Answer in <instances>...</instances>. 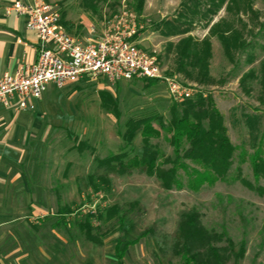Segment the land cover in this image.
Listing matches in <instances>:
<instances>
[{
  "label": "rangeland",
  "instance_id": "rangeland-1",
  "mask_svg": "<svg viewBox=\"0 0 264 264\" xmlns=\"http://www.w3.org/2000/svg\"><path fill=\"white\" fill-rule=\"evenodd\" d=\"M183 1L145 0L144 10L138 14L135 0H127L126 3L122 0H108L99 6L97 14L84 13V16L100 32L124 4L133 10L139 22L138 38L146 40L139 45L140 49L157 59L168 78L190 87L194 94L211 95L225 118L232 144L243 147L250 157L259 146L264 148V106L259 102L264 66V0H253L254 13L247 12L244 8L239 14L228 13L223 9L209 28H205L201 20H196L194 26L184 27L189 33L164 36L165 23L175 20ZM81 2L82 0H71L68 7L65 4L59 5L62 22L68 8L69 12L79 17L76 12L81 8ZM76 21L80 22V19ZM219 23L226 29L237 31L244 42L251 45L247 53L236 55L234 63L224 56L218 39L209 36L210 29ZM74 32L70 33L75 34ZM189 38L199 42L211 39V78L206 84L196 82L194 74L187 77L176 71V49ZM249 53L254 59L253 64H248ZM251 70L256 72L257 79L249 81L247 87L242 88L241 82ZM147 84L150 83L143 80L121 81L117 84L100 80L64 90L54 84L47 87L42 105L37 109V118L51 126V134L55 137L51 144L58 146L57 150L53 149L51 152L52 180L56 177L61 179L66 171L67 180L72 178L73 181L68 185L66 193L71 199H76V202L71 208L72 213L64 218L65 221L60 222L58 230L55 229L61 240L53 234L47 236L53 222L42 227L38 224L41 236H44H38L35 240L37 246L55 247L60 257L58 264H119L116 257L119 240L126 242L137 239V244L128 248L121 264H182L181 258L174 257L171 253L168 258L164 257L156 238L151 235L140 236L155 228L157 235L173 237L178 229L180 214L195 210L200 214L201 225L206 230L218 236L226 233L235 244L236 251L241 246L245 247L246 253L240 264H264V194L261 192V189L264 190V180L256 182L249 160L243 166V178L252 188L235 180L238 166L236 160L226 181L215 186L206 185L197 192L188 188L166 192L155 178L147 177L139 171L131 176L111 175L109 192L96 193L91 189L88 178L96 175L97 158L105 159L120 153H126L130 157L143 155L141 137L128 148L121 138L129 120L154 115H162L169 120L171 100L167 86L161 82L151 83L152 87H147ZM103 95L117 100L119 116L118 113L114 114L103 108ZM80 142L87 144L82 152L77 148ZM153 143L164 156L173 157V149L165 133ZM58 156L60 160L55 159ZM134 203L139 206L131 207ZM115 206L119 207L120 216L125 219L123 226L118 218L112 221L105 218V213ZM57 211V207H53L52 213L55 216ZM88 213L104 215L101 221L96 218L92 220L94 228L101 229L102 234L115 231L114 235L104 240L103 246L87 242L78 229L77 223ZM216 246L226 247L227 243L218 242ZM228 264L234 263L231 261Z\"/></svg>",
  "mask_w": 264,
  "mask_h": 264
},
{
  "label": "trees",
  "instance_id": "trees-1",
  "mask_svg": "<svg viewBox=\"0 0 264 264\" xmlns=\"http://www.w3.org/2000/svg\"><path fill=\"white\" fill-rule=\"evenodd\" d=\"M68 0H65L67 2ZM108 0H82L85 10L97 14L99 6ZM253 0H184L175 20L165 23L164 36L172 37L189 33L184 27L195 24L201 20L205 28H209L213 19L223 10L226 12L241 13L244 8L247 12L254 13ZM63 4V3H62ZM145 0H135V10L141 14L144 10ZM65 19V15H64ZM63 23V22H62ZM211 38H217L224 56L231 62H235L236 55L247 53L251 45L244 42L241 35L231 28L226 29L222 24L214 26L209 31ZM177 69L179 74L187 77L195 75V81L206 84L211 78V61L213 59V45L211 39L195 41L193 38L186 39L176 49ZM248 64H253L254 59L248 55ZM264 66H262L261 96L259 102L264 106ZM257 79L255 71L251 70L241 82L245 88L249 81ZM152 87L158 81L143 80ZM250 94V91L247 92ZM102 106L119 116V105L103 95ZM169 120L162 115H154L148 118L131 119L126 124V130L121 135L126 147H131L138 137L143 144V155L133 156L126 153L112 154L105 159H96V175L89 177L91 189L100 193L109 192L111 189V175L131 176L136 171L147 177L155 178L161 189L166 192L183 190L199 191L204 186H215L219 182L228 179L229 173L236 160L235 180L242 184L252 186L243 178V166L250 161L253 176L256 182L264 180V148L259 146L252 156L248 157L243 147L232 144L228 135L225 118L218 110L215 100L206 93H197L189 100L181 103L171 101L169 107ZM167 135V141L173 149L172 156H164L154 140ZM87 147L86 143L80 142L78 150L82 152ZM262 194L264 190L261 189ZM138 203L131 204L137 208ZM68 214L72 213L67 210ZM121 210L115 206L105 213L107 221L118 218L121 226L124 217L120 216ZM104 218V215L96 216L88 213L82 221L77 223L78 229L85 240L96 246H103L104 240L115 234V231L101 233V229L93 226V219ZM151 235L157 239L160 253L168 258L171 253L179 257L182 264H240L245 256V247L241 246L236 251L235 244L222 233L219 236L206 230L200 222V214L191 210L182 212L179 216L178 229L173 237L169 235H157L155 228L147 230L140 236ZM138 240H119L116 247L118 263L126 254L128 248L137 244ZM226 242V247H217L218 242Z\"/></svg>",
  "mask_w": 264,
  "mask_h": 264
},
{
  "label": "crops",
  "instance_id": "crops-1",
  "mask_svg": "<svg viewBox=\"0 0 264 264\" xmlns=\"http://www.w3.org/2000/svg\"><path fill=\"white\" fill-rule=\"evenodd\" d=\"M70 1L0 0V79L22 65L34 64L38 54L39 39L27 29L28 17L14 11V5L44 2L63 3L68 7ZM66 11L62 25L68 33L82 41L88 39L90 29L97 28L84 16L91 12L85 10L81 2L76 12L79 22L69 8ZM137 41L140 45L146 40L137 38ZM42 101L43 98L36 102L37 109ZM37 109L16 112L0 103V264H58L60 257L55 247L37 246L35 240L44 236L38 224L42 227L53 222L47 236L53 234L61 240L55 231L71 214L67 210L71 211L76 202L66 193L73 182L71 177L67 180L66 171L61 179L52 180L51 152L58 146L51 144L55 140L51 126L37 118ZM53 207L58 209L56 216L52 213Z\"/></svg>",
  "mask_w": 264,
  "mask_h": 264
},
{
  "label": "built area",
  "instance_id": "built-area-1",
  "mask_svg": "<svg viewBox=\"0 0 264 264\" xmlns=\"http://www.w3.org/2000/svg\"><path fill=\"white\" fill-rule=\"evenodd\" d=\"M126 3L127 0H122ZM28 17L27 29L39 39L37 59L22 65L0 79V103L16 112H35L51 84L64 90L103 80H153L167 86L169 99L176 103L195 95L187 87L168 78L155 57L140 49L139 22L136 13L125 4L101 32L90 29L85 41L70 35L62 25L59 5L37 2L13 7Z\"/></svg>",
  "mask_w": 264,
  "mask_h": 264
}]
</instances>
